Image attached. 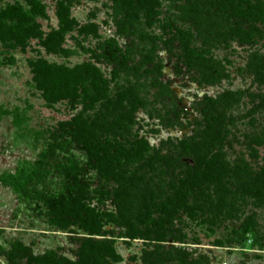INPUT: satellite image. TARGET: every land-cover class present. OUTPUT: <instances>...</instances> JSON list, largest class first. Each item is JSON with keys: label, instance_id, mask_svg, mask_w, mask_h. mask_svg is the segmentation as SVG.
<instances>
[{"label": "rangeland", "instance_id": "rangeland-1", "mask_svg": "<svg viewBox=\"0 0 264 264\" xmlns=\"http://www.w3.org/2000/svg\"><path fill=\"white\" fill-rule=\"evenodd\" d=\"M41 1L42 16L2 23L0 105L26 110L27 120L19 129L10 115L0 122V178L20 166L33 171L40 152L70 154L92 169L72 177L37 168L27 195L0 181V245L17 238L34 255L51 252L59 264H81L69 240L77 234L108 242L117 255L114 261L99 253L88 264H264V17L237 23L245 31L238 35L214 0ZM59 2L74 21L61 37ZM258 3L264 9V0ZM8 4L26 8L0 0V9ZM15 26L23 30L20 41L9 32ZM178 32L202 58L167 52L169 44L182 47ZM49 36L57 39L51 49L44 45ZM38 58L92 66L104 96L89 105L81 99L47 104L30 67ZM78 114L100 122L101 142L144 138V157L114 166L122 171L114 177L93 166L99 151L72 146L63 152L60 143L74 131L66 122ZM205 153L212 161L220 155L224 166L214 179H202L201 189L188 182L191 213L174 209L169 198ZM57 208L62 227L34 215Z\"/></svg>", "mask_w": 264, "mask_h": 264}, {"label": "trees", "instance_id": "trees-1", "mask_svg": "<svg viewBox=\"0 0 264 264\" xmlns=\"http://www.w3.org/2000/svg\"><path fill=\"white\" fill-rule=\"evenodd\" d=\"M26 8L19 4H8L4 8L0 9V40H2L5 30L2 25L5 21H25L30 17L42 16L44 14V4L41 0H19ZM142 2L144 0H137ZM214 4L217 5V10L224 13L225 19L236 23L235 32L238 35H242L245 31L237 24L239 22L253 23V21H260L259 18L264 17V9L258 3V0H214ZM56 17L58 21V30L56 33L61 37L66 33L74 24L73 19L69 16L68 6L59 2L56 8ZM12 32V36L17 38L18 41L24 36L23 30L19 27H10L9 32ZM10 32V33H11ZM249 31L246 32V36H249ZM175 40L182 45V47H175L173 45H167L165 48L167 52L173 56L190 59L202 58V55L187 47L186 36L183 32H178L175 35ZM57 44V39L49 36L44 43L47 49H51ZM64 53L68 54L67 50ZM32 72L34 73L35 82L37 88L41 92V96L47 104H54L62 100L76 101L78 99L83 100L89 104L97 103L102 96H104V83L97 70L92 66L84 63L81 65H75L73 67L59 66L46 61L43 58H38L30 63ZM125 93L122 97L125 98ZM86 106V105H85ZM11 116L12 124L19 129L23 123L26 122V110H19L14 108L7 110L0 105V122L4 117ZM216 123L218 122L219 117ZM69 127L73 128V133L69 139H64L60 143L59 148L69 154L72 146L81 147L88 152L95 151L96 156L94 167L109 174L111 172L114 177L119 176V172L114 169V166H122V164H129L132 161L142 159L148 149V143L144 138L135 139L133 142L127 145L114 140L110 142H101L98 134L100 122L96 120H87L82 117L81 114L74 116L70 121L66 122ZM221 128L217 131L219 135ZM107 144V145H106ZM209 144V143H208ZM211 144V143H210ZM209 144V146H210ZM183 145L186 142L183 141ZM209 148V147H208ZM208 153L204 155L197 154L198 159L195 165V173L189 179V181L183 182L180 191L176 192L169 198L170 204L175 208L187 210L191 213L192 207L188 205V199L193 194V188L201 189L202 179L206 181L214 179L215 174H219L217 166H224L221 162L220 155H217V160L212 161L208 159ZM38 161L36 167L39 168L44 174H58L64 173L72 177L78 175L82 176L90 172L92 165L85 162L80 163L76 158L69 154L66 159L49 158V154L45 152L38 153ZM36 168V169H37ZM34 169V170H36ZM28 169V167H16L13 172L0 178L1 183L7 186L14 194L27 195L31 191V186L35 180V172ZM120 176V177H121ZM188 182L191 183L188 187ZM165 210V209H164ZM167 219H171L173 212L172 209L166 211ZM41 220L46 221L52 225H60V219L62 212L60 209L55 211L44 212L34 214ZM67 225V221H64ZM157 228L163 226V221H156ZM64 225V227H66ZM61 226V225H60ZM248 224L244 229L248 230ZM62 227V226H61ZM90 234L97 232V227L92 224L90 226ZM120 235H117V237ZM134 235H132L133 238ZM69 240L73 244V251L82 258L81 264H88L91 258H96L99 253L106 254L110 259L117 260V255L112 245L106 241L98 243L94 238L84 237L77 234L70 235ZM156 241H162V233L155 239ZM5 244V245H4ZM0 257L5 261V264H59V261L52 257L51 252L45 255H34L28 246L22 244L17 239H8L0 245Z\"/></svg>", "mask_w": 264, "mask_h": 264}]
</instances>
